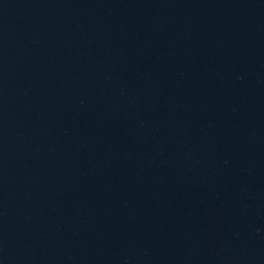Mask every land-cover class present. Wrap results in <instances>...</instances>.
I'll list each match as a JSON object with an SVG mask.
<instances>
[{
    "label": "water",
    "instance_id": "95a60500",
    "mask_svg": "<svg viewBox=\"0 0 264 264\" xmlns=\"http://www.w3.org/2000/svg\"><path fill=\"white\" fill-rule=\"evenodd\" d=\"M0 264H264V0H0Z\"/></svg>",
    "mask_w": 264,
    "mask_h": 264
}]
</instances>
